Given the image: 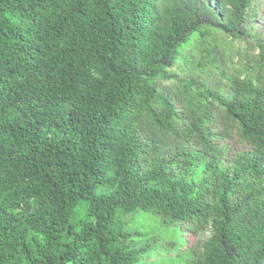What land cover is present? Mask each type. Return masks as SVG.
Here are the masks:
<instances>
[{"label": "trees", "instance_id": "obj_1", "mask_svg": "<svg viewBox=\"0 0 264 264\" xmlns=\"http://www.w3.org/2000/svg\"><path fill=\"white\" fill-rule=\"evenodd\" d=\"M260 20L264 0H0V264H264ZM184 233L206 239L163 240Z\"/></svg>", "mask_w": 264, "mask_h": 264}, {"label": "rangeland", "instance_id": "obj_2", "mask_svg": "<svg viewBox=\"0 0 264 264\" xmlns=\"http://www.w3.org/2000/svg\"><path fill=\"white\" fill-rule=\"evenodd\" d=\"M260 22H261L260 28H262L263 32H264V20H260ZM240 52H242V44L233 43L231 45V49L228 53V56H229V63L232 66V68H234V69L237 67L238 53H240ZM226 65H228V64H226ZM152 228L155 229L154 226H152ZM183 238H184V240L178 234V235L166 236L163 240H169L173 244L181 246L180 253L182 254V252H184V251H189L192 249L195 250L196 248H199L200 243L204 239H206V235L203 236L202 234H196L195 236H193L191 234L184 233ZM145 241H149V239L145 238L142 240V242H145ZM182 241H184V242H182ZM176 248H177L176 246L173 247V250ZM161 250H163V247L160 248V250L154 248L153 252L154 253H157V252L161 253V252H163ZM156 258H158V257H154V258L151 257L149 259H146L144 264H150V263L154 262V260H156Z\"/></svg>", "mask_w": 264, "mask_h": 264}]
</instances>
